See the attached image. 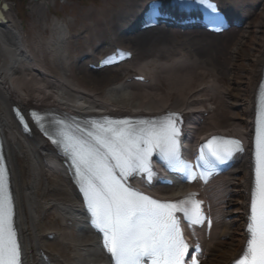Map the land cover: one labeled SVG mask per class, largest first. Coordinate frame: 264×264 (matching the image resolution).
Listing matches in <instances>:
<instances>
[{"label":"bare ground","instance_id":"1","mask_svg":"<svg viewBox=\"0 0 264 264\" xmlns=\"http://www.w3.org/2000/svg\"><path fill=\"white\" fill-rule=\"evenodd\" d=\"M7 1L0 0V7ZM151 1L160 2L161 13L178 21L201 17L197 9H174V0H122L120 9L84 25L77 36L53 21L49 36L35 32L26 37L7 3L0 23V152L10 176L22 264H109L101 237L87 226L83 196L58 152L34 125L33 112L64 120L159 119L176 113L181 118L179 140L189 153L212 137L240 140L243 151L233 155L226 174L204 193L214 224L196 238L203 245L198 260L235 264L246 247L257 98L264 82V0H210L231 15V27L222 35L196 21L195 28L131 36L128 31ZM76 38L84 41L85 50L72 62L69 48ZM116 48L131 50L132 59L101 71L90 68ZM73 64L80 72L77 79L70 75ZM226 109L232 111L228 116ZM151 168L153 188L145 186L146 174L130 177L128 183L142 193H158L164 188L154 182L166 171L155 156Z\"/></svg>","mask_w":264,"mask_h":264},{"label":"snow or ice","instance_id":"2","mask_svg":"<svg viewBox=\"0 0 264 264\" xmlns=\"http://www.w3.org/2000/svg\"><path fill=\"white\" fill-rule=\"evenodd\" d=\"M199 2L214 14L212 23H223L214 3ZM159 16V6L154 4L150 21L154 23ZM16 115L24 130L29 131L25 117L19 111ZM31 116L60 155L70 161L90 226L101 234L102 247L112 264H186L189 245L177 214H182L190 225L202 224V202L192 194L178 201L162 202L128 183L137 174L151 179V157L156 152L169 168L185 172L188 180L196 179L194 166L180 156L178 114L138 120L105 117L86 121V126L64 119H53L49 126L46 116L36 112ZM242 151L238 139L212 137L200 149L196 167L203 169L201 178L206 182L218 165L227 164ZM14 217L9 171L0 152V264H22ZM248 219L246 247L235 264H264V93L256 119L254 184ZM191 264H198L196 256L191 257Z\"/></svg>","mask_w":264,"mask_h":264},{"label":"rangeland","instance_id":"3","mask_svg":"<svg viewBox=\"0 0 264 264\" xmlns=\"http://www.w3.org/2000/svg\"><path fill=\"white\" fill-rule=\"evenodd\" d=\"M47 5H33L31 0H8L7 3L14 15L20 19L24 26L26 37L35 32L49 36V30L53 21L64 23L72 34L81 32L84 25L95 23L100 16L109 15L112 11L120 9L122 0H44ZM43 26H45L43 28ZM85 50L84 41L79 39L69 48L72 62L80 57ZM74 65V64H73ZM79 69L76 65L70 70L71 77L77 79ZM165 93V92H164ZM226 109L225 115L231 114Z\"/></svg>","mask_w":264,"mask_h":264},{"label":"water","instance_id":"4","mask_svg":"<svg viewBox=\"0 0 264 264\" xmlns=\"http://www.w3.org/2000/svg\"><path fill=\"white\" fill-rule=\"evenodd\" d=\"M33 2H38L39 0H32ZM2 11H7L8 10V5L6 3H3L1 6ZM0 21L4 22L5 18L2 14V12H0Z\"/></svg>","mask_w":264,"mask_h":264}]
</instances>
